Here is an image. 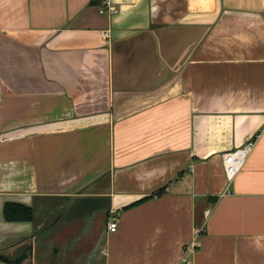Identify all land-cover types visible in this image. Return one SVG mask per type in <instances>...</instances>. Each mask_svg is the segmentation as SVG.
Segmentation results:
<instances>
[{
	"label": "crops",
	"instance_id": "crops-1",
	"mask_svg": "<svg viewBox=\"0 0 264 264\" xmlns=\"http://www.w3.org/2000/svg\"><path fill=\"white\" fill-rule=\"evenodd\" d=\"M0 264H264V0H0Z\"/></svg>",
	"mask_w": 264,
	"mask_h": 264
},
{
	"label": "built area",
	"instance_id": "built-area-1",
	"mask_svg": "<svg viewBox=\"0 0 264 264\" xmlns=\"http://www.w3.org/2000/svg\"><path fill=\"white\" fill-rule=\"evenodd\" d=\"M107 11L109 13H114L116 10L114 7L108 6ZM104 36H107V33H104ZM252 147L251 143H248L242 148L236 149L233 152L227 153L223 156V167L227 179H232L238 171L242 168L244 159L247 153ZM210 213L209 209L204 211V214L207 216ZM117 228V222L115 220H110L107 223V229L110 232H114Z\"/></svg>",
	"mask_w": 264,
	"mask_h": 264
},
{
	"label": "trees",
	"instance_id": "trees-1",
	"mask_svg": "<svg viewBox=\"0 0 264 264\" xmlns=\"http://www.w3.org/2000/svg\"><path fill=\"white\" fill-rule=\"evenodd\" d=\"M4 217L7 220H28L31 217V212L29 209L14 208L13 205L4 206Z\"/></svg>",
	"mask_w": 264,
	"mask_h": 264
}]
</instances>
